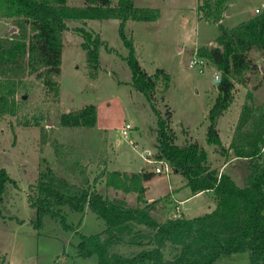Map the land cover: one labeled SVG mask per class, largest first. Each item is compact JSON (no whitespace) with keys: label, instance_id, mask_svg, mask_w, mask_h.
Returning <instances> with one entry per match:
<instances>
[{"label":"rangeland","instance_id":"rangeland-1","mask_svg":"<svg viewBox=\"0 0 264 264\" xmlns=\"http://www.w3.org/2000/svg\"><path fill=\"white\" fill-rule=\"evenodd\" d=\"M116 0H113L115 2ZM214 1V0H211ZM202 0H133L137 8H152L156 19L133 21L125 24V32L132 37L135 54L142 68L149 74L163 69L166 81L159 75L151 100L137 91L131 83V69L124 59L127 49L118 35V20L68 19L62 31L60 73L54 77L56 86H45L34 75H25L17 91L19 108L15 115H0V167L16 179L17 188H11L0 206V264H99L97 256L77 255L75 244L79 233L94 234L103 228L102 221L85 207L82 211L62 205L63 225L49 215L43 217V226L36 229L30 223L35 209L29 204L30 186L41 170L51 168L55 174L76 186H94L101 193L116 194L104 185V172L120 170L127 173L163 171L143 182L145 198L157 199L152 215L164 221L181 214L172 199L171 184L180 192L186 179L165 159H155L157 113L165 115L171 110L170 125L175 130L176 143L183 145L197 141L207 151L210 169L220 175L227 173L239 185L249 169L246 159L226 156L206 141L207 110L217 95L213 82L217 69L204 58L202 66L190 67V58H198L197 48L214 45L219 33L217 22L200 18L198 5ZM229 15L220 23L231 28L264 9V0H227ZM75 7L85 5L84 0H66ZM224 14V12H223ZM77 26L98 34L103 41L99 47L96 66L90 65L81 47L82 35ZM17 32L12 17L0 13V37ZM257 64L247 74L246 83H235L233 100L217 118L216 126L222 145L227 147L247 91L256 103L264 102V56L258 49L249 51ZM201 68V70H199ZM256 85L257 87H254ZM96 108L93 126H64L60 115L78 112L86 105ZM130 124L123 134L125 124ZM217 148V149H216ZM230 152V151H229ZM228 155V154H227ZM165 166L168 167L167 170ZM192 192V191H191ZM182 195L179 193L178 196ZM214 195L201 194L185 202L190 209L188 217L210 211L209 199ZM127 198L134 205L136 193ZM186 209L183 211L185 212ZM142 244L123 242L115 249L123 254L134 253L149 244L148 232L143 229ZM146 244V245H145ZM165 254L172 255L166 247ZM222 264H249L247 253H236L219 258ZM149 264V263H145Z\"/></svg>","mask_w":264,"mask_h":264},{"label":"trees","instance_id":"trees-1","mask_svg":"<svg viewBox=\"0 0 264 264\" xmlns=\"http://www.w3.org/2000/svg\"><path fill=\"white\" fill-rule=\"evenodd\" d=\"M84 1L85 5L75 7L66 4V0H0V13L12 17L17 27L13 35L0 37V115L17 113L16 95L25 75H34L45 86L57 88L54 77L60 73L61 34L68 19H117L133 87L150 101L157 76H163L165 88L168 86L169 77L163 69L149 74L142 68L133 39L125 32L127 21L156 19L152 12L158 15V11L137 8L133 0ZM226 1L202 0L198 5L200 18L217 22L219 33L214 45L200 46L196 53L211 62L220 76L217 95L207 110L206 141L219 147L217 151L228 160L246 159L249 172L243 184H236L227 173L217 175L210 169L207 151L197 141L177 144L176 132L170 125L171 110H166L165 115L156 114L154 157L165 159L180 172L192 193L211 191L215 205L210 211L193 217L157 220L152 210L158 198L148 202L143 185L153 176V171L104 172L105 185L116 194L136 193V204L132 205L124 197L101 193L94 186L68 183L47 168L39 172L28 194L29 204L35 209V218L30 220L34 228H42L45 215L59 221L65 229L73 228L66 223L62 209V205L68 204L76 211L87 207L102 221L100 232L79 233L75 244L77 255L95 254L99 264H222L218 261L222 255L236 253H247L249 264H264V102L256 103L252 92L247 91L227 147L222 145L216 126L217 118L233 100L235 83L244 85L247 74L257 69L249 51L255 48L264 56V9L228 28L220 23L228 8ZM76 30L82 35L81 47L88 63L96 66L103 41L83 26H77ZM95 122L93 104L60 115L64 126H93ZM17 187L16 179L0 167V206L9 189ZM143 229L148 232L146 247L129 254L115 249L125 241L142 244L144 240L139 241ZM167 246L172 248L170 257L165 254Z\"/></svg>","mask_w":264,"mask_h":264},{"label":"crops","instance_id":"crops-1","mask_svg":"<svg viewBox=\"0 0 264 264\" xmlns=\"http://www.w3.org/2000/svg\"><path fill=\"white\" fill-rule=\"evenodd\" d=\"M257 8V7H256ZM227 11H228V8H227ZM226 11V12H227ZM224 13L223 14V16H227V15H229L230 14V12L229 13ZM254 13H250L249 14V17L250 16H252ZM222 16V17H223ZM142 170H144V169H142ZM154 172H155V170H154ZM155 173H159V172H155ZM144 183H146V181L144 182ZM104 185H105V182H104ZM105 187H106V185H105ZM181 189H182V191L183 192H180L179 191V189L174 185V184H171V186H170V188L172 189V191H171V193H172V199L174 200V202H176L175 204H176V207H177V209H178V211L181 213V214H185V216L186 217H188L186 214H188L187 213V211L189 210L190 211V209H186V208H182V205L185 203V202H188L189 200H192V199H194V198H196V197H198L199 195H201V194H207L208 193V195H211V191H205V192H197V193H192L191 192V190H190V188L187 186V185H185V182L183 183V184H181ZM106 189H110L111 191H113V192H115V190L112 188V187H106ZM106 194H108V192H105ZM104 193V194H105ZM129 193V192H128ZM128 193H120V195H118V196H121V197H124L125 199H126V201L129 203V204H131L130 202H129V200L130 201H132L131 199H129V198H127V194ZM179 193H182V195H180V196H178V194ZM144 195H145V192H144ZM145 197V196H144ZM146 200H147V198H145ZM148 202H149V200H147ZM151 201V200H150ZM209 201V206H210V208L211 207H213L214 205H215V202H214V198H212L211 199V197H210V199L208 200ZM135 204H136V200H135ZM184 209H186V211L184 212L183 210ZM212 209V208H211Z\"/></svg>","mask_w":264,"mask_h":264},{"label":"built area","instance_id":"built-area-1","mask_svg":"<svg viewBox=\"0 0 264 264\" xmlns=\"http://www.w3.org/2000/svg\"><path fill=\"white\" fill-rule=\"evenodd\" d=\"M255 11H256V12H259L260 9H259V8H255ZM204 63H205L204 58H203L202 56H199V55H198V58H197V56H196V57L190 58V60H189V66H190V67L195 66V65L202 66V65H204ZM199 70H201V68H199ZM215 77H217L216 73L214 74V78H215ZM128 128H130V124L127 123V124H125V126H124L123 129H122V133H123V134H126ZM167 169H168V167L165 166V169H164V170H167ZM154 170H155V172H159V173L163 171V170H162L160 167H158V166H156V167L154 168Z\"/></svg>","mask_w":264,"mask_h":264},{"label":"water","instance_id":"water-1","mask_svg":"<svg viewBox=\"0 0 264 264\" xmlns=\"http://www.w3.org/2000/svg\"><path fill=\"white\" fill-rule=\"evenodd\" d=\"M226 13H229L228 11ZM217 77L213 78V82L217 83L220 80L219 72H216Z\"/></svg>","mask_w":264,"mask_h":264}]
</instances>
